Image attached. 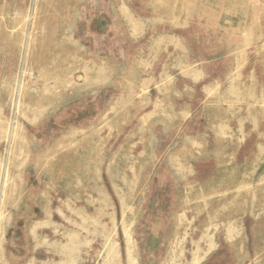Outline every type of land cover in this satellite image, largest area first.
I'll use <instances>...</instances> for the list:
<instances>
[{"label": "rangeland", "instance_id": "1", "mask_svg": "<svg viewBox=\"0 0 264 264\" xmlns=\"http://www.w3.org/2000/svg\"><path fill=\"white\" fill-rule=\"evenodd\" d=\"M0 264H264V0H0Z\"/></svg>", "mask_w": 264, "mask_h": 264}]
</instances>
